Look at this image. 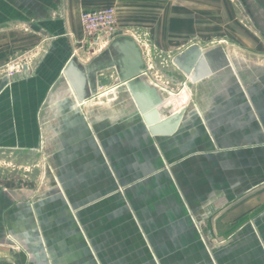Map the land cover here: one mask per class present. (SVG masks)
Listing matches in <instances>:
<instances>
[{"label": "crops", "instance_id": "obj_1", "mask_svg": "<svg viewBox=\"0 0 264 264\" xmlns=\"http://www.w3.org/2000/svg\"><path fill=\"white\" fill-rule=\"evenodd\" d=\"M95 1L0 0V152L42 148L40 109L67 100L49 95L70 58L86 67L76 12ZM12 24L50 46L21 53ZM16 54L29 68L11 75ZM235 70L184 79L192 95L182 111L159 108L168 129L179 117L176 128L153 135L117 67L99 69L97 95L129 96L83 113L81 133L79 122L65 135L52 128L57 173L45 193L0 185V264H264V70L252 79Z\"/></svg>", "mask_w": 264, "mask_h": 264}, {"label": "rangeland", "instance_id": "obj_2", "mask_svg": "<svg viewBox=\"0 0 264 264\" xmlns=\"http://www.w3.org/2000/svg\"><path fill=\"white\" fill-rule=\"evenodd\" d=\"M108 5L115 8L113 28L110 30L105 28L90 36L86 35V51L85 47L80 45V58H86V64L100 58L103 64L108 65L107 67L112 63L117 70L119 67L124 68L123 72L126 68L129 71L135 60L136 65L143 71L148 70L142 73L140 79L151 80L150 88L156 92L158 99L164 100L166 104L164 113L173 110V114H179L189 101L192 88L188 84L185 85V82H190L193 74L190 70L201 53L220 50L229 60V65L218 72L230 70L232 73L234 66L235 72L242 79L255 78L264 70L263 24L257 11L246 9L241 0H96L90 5L86 3V7L78 8L76 12L79 21V26H76L78 34L85 36L79 20L82 10ZM8 32L12 47L14 43L21 41L20 45L24 48L21 53L34 48L42 39L43 48L48 44L46 38L24 25L12 24L6 34ZM2 34L3 30L0 29V39ZM120 42H123L121 46ZM113 43L122 49L121 53L112 54ZM18 54L11 57L7 62L8 66L26 62V59ZM132 56L135 57L134 60ZM88 75L94 74L88 71ZM184 79L183 86L181 82ZM95 80H98L97 74ZM85 91L89 95L90 90ZM51 94H58L67 100L63 101L65 103L53 105L52 109L47 103L40 109L42 148L39 151L0 152V185L5 187L21 185L32 192L39 188L45 193V189L55 182L53 171L57 173L56 169H51V152L55 147V138L52 137L55 133L52 128L58 126L60 135H65L68 134L65 130L68 126L79 122L74 124L73 128L75 133H79L84 125L86 128V124L82 123L83 113L109 112L116 108V100L109 101L111 98L117 96L121 99L129 96L121 87L116 89L114 94L96 95L81 106L82 104L78 103L71 93L63 75L58 79L49 99ZM68 112L77 117L70 121L61 117L63 113ZM54 114H58L61 120L55 121ZM63 170L66 171V168L60 169L59 172ZM84 199L86 203V196ZM82 203L80 200L79 204Z\"/></svg>", "mask_w": 264, "mask_h": 264}, {"label": "water", "instance_id": "obj_3", "mask_svg": "<svg viewBox=\"0 0 264 264\" xmlns=\"http://www.w3.org/2000/svg\"><path fill=\"white\" fill-rule=\"evenodd\" d=\"M258 10L264 15V8L259 7ZM119 44L121 46L123 42H120ZM111 46L114 48H111L112 54L116 52L121 53L122 49L115 45V43H113ZM131 58H133V60L135 59L133 56ZM228 65L229 60L220 50H212L207 54L201 53L196 59L193 68L190 70V72L193 73L190 77V82L194 84L198 81H201L205 77L218 72ZM107 66V64H103L102 59L100 58L86 64V67L81 69L78 68L72 58L67 61L64 68L62 69V74L65 76L69 88L72 90V94L78 103H82L83 100L87 101L88 99L97 95L98 92L96 90L95 80L96 74L99 69ZM109 66H113L112 63ZM123 69L124 68L119 67L118 80L122 83H127L130 95L132 96L136 107L150 133L153 135L172 133V131L176 128L175 126L179 120V117L173 121L172 125H170V129L167 128V124L169 123L168 119H160L161 117L159 115V108L162 103L161 100L158 99L156 92L140 79L144 71L138 65H136L135 60L133 61L132 67L129 68V71L126 68V70L123 72ZM88 71H91V73L94 75L89 76ZM189 74L191 73H188V75ZM130 82H133L134 84L131 85ZM182 85L184 86V82H182ZM86 89L90 90L89 95L86 93Z\"/></svg>", "mask_w": 264, "mask_h": 264}, {"label": "built area", "instance_id": "obj_4", "mask_svg": "<svg viewBox=\"0 0 264 264\" xmlns=\"http://www.w3.org/2000/svg\"><path fill=\"white\" fill-rule=\"evenodd\" d=\"M115 15V8L111 5L92 10H82L79 14V20L85 36H90L105 28L112 29L115 23ZM6 68L7 73L12 75L28 69L29 63H16L11 66L7 65Z\"/></svg>", "mask_w": 264, "mask_h": 264}, {"label": "flooded vegetation", "instance_id": "obj_5", "mask_svg": "<svg viewBox=\"0 0 264 264\" xmlns=\"http://www.w3.org/2000/svg\"><path fill=\"white\" fill-rule=\"evenodd\" d=\"M243 4L245 5L246 9L251 10H256L258 13V17L262 21V30L264 32V15L258 10L259 7L264 8V0H241ZM258 21V19L256 20Z\"/></svg>", "mask_w": 264, "mask_h": 264}]
</instances>
